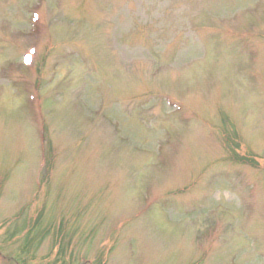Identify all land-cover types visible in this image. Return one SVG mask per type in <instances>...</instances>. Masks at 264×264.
<instances>
[{
  "label": "rangeland",
  "instance_id": "rangeland-1",
  "mask_svg": "<svg viewBox=\"0 0 264 264\" xmlns=\"http://www.w3.org/2000/svg\"><path fill=\"white\" fill-rule=\"evenodd\" d=\"M0 264H264V0H0Z\"/></svg>",
  "mask_w": 264,
  "mask_h": 264
}]
</instances>
